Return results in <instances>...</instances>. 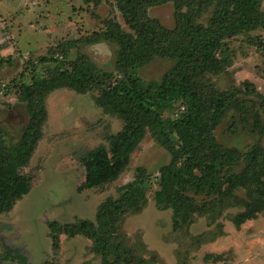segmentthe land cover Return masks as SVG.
Masks as SVG:
<instances>
[{
  "label": "rangeland",
  "instance_id": "rangeland-1",
  "mask_svg": "<svg viewBox=\"0 0 264 264\" xmlns=\"http://www.w3.org/2000/svg\"><path fill=\"white\" fill-rule=\"evenodd\" d=\"M172 4L151 9L165 27L174 26ZM115 16L129 31L114 0L94 5L83 0H0V126L8 142H16L28 123L22 86L51 81L69 72V63L85 54L95 66L112 72L115 69L116 45L100 40L93 44L82 38L104 29L102 19ZM255 42L264 43V28L239 34L227 40L219 53L226 65L219 73H206L203 81L211 91H239L251 109L259 108V94L264 96V51ZM173 64L155 57L135 70L143 81L159 80ZM250 81L256 92L244 88ZM101 88L81 91L70 86L56 87L43 96L46 111L39 139L30 160L21 172L30 177L26 194L10 211L0 214V256L3 244L18 247L29 264L52 260L54 264H102L94 252L92 239L81 234H59L53 249L50 221L75 222L95 220L100 204L116 199L121 186L132 181L138 167L146 170L147 200L136 211L125 213L117 223L122 244L129 247L143 264H264V211L239 226L233 216L240 205L222 207L194 214L190 221L174 227L173 209L155 201L159 187V168L169 161V152L146 132L130 153L126 168L113 181L95 187H81L85 179L83 160L92 149H109L114 134L121 130L123 119L97 101ZM184 108L175 104L162 112L163 118H177ZM233 115H236L233 117ZM231 109L214 130L216 140L224 146L246 151L253 144L264 143V135L238 124L230 132ZM243 196L244 192L238 190ZM199 200L207 199L197 196Z\"/></svg>",
  "mask_w": 264,
  "mask_h": 264
},
{
  "label": "trees",
  "instance_id": "trees-1",
  "mask_svg": "<svg viewBox=\"0 0 264 264\" xmlns=\"http://www.w3.org/2000/svg\"><path fill=\"white\" fill-rule=\"evenodd\" d=\"M94 5L112 0H83ZM172 4L174 26L165 27L151 9ZM125 30L115 16L102 19L104 29L83 37L93 44L105 40L116 45L115 69L119 75L89 62L82 54L69 63V72L51 81L24 85L21 99L25 102L28 123L16 142L6 140L0 126V214L10 211L15 202L29 190L30 177L21 172L42 137L41 124L46 111L43 96L61 86L85 91L101 88L99 104L123 119V126L112 136L109 149L98 147L83 160L85 179L81 187H95L118 178L129 162L130 153L146 132L170 155L159 168V187L153 197L157 203L173 209L174 227L188 223L198 213L212 212L223 204L240 205L233 216L236 225L264 211V143L257 142L248 150L219 143L214 130L225 113L236 110L230 132L238 124L264 135V121L253 105L251 109L236 91H211L203 81L206 73H219L226 65L219 53L227 40L264 28V0H114ZM264 51L263 42H255ZM155 57L173 64L159 80L143 81L135 70ZM248 92H256L245 81ZM259 108L264 110V96L259 94ZM181 104L177 118H163L162 112ZM236 115H233L235 117ZM144 167L137 168L135 178L122 185L116 199L100 204L95 220L80 219L60 223L50 221L53 249L59 245V234H81L92 239L93 251L102 264H143L133 251L122 244L117 223L129 211H136L147 200ZM244 192L243 196L237 194ZM207 199L199 200L197 196ZM0 264H29L18 247L3 244ZM42 264H54L46 260Z\"/></svg>",
  "mask_w": 264,
  "mask_h": 264
},
{
  "label": "flooded vegetation",
  "instance_id": "flooded-vegetation-1",
  "mask_svg": "<svg viewBox=\"0 0 264 264\" xmlns=\"http://www.w3.org/2000/svg\"><path fill=\"white\" fill-rule=\"evenodd\" d=\"M49 260H50V259H49ZM45 261H46V260H45ZM51 261H52V260H51ZM43 262H44V261H43ZM43 262H42V263H43ZM42 263H41V264H42Z\"/></svg>",
  "mask_w": 264,
  "mask_h": 264
}]
</instances>
